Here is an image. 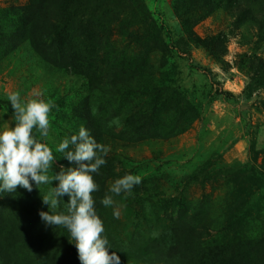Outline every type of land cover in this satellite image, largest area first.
Wrapping results in <instances>:
<instances>
[{
	"label": "rangeland",
	"instance_id": "374dc122",
	"mask_svg": "<svg viewBox=\"0 0 264 264\" xmlns=\"http://www.w3.org/2000/svg\"><path fill=\"white\" fill-rule=\"evenodd\" d=\"M10 92L56 105L49 176L81 126L110 148L92 196L120 264H264V0H0V131ZM49 187L0 192V264H80Z\"/></svg>",
	"mask_w": 264,
	"mask_h": 264
},
{
	"label": "clouds",
	"instance_id": "9594fccd",
	"mask_svg": "<svg viewBox=\"0 0 264 264\" xmlns=\"http://www.w3.org/2000/svg\"><path fill=\"white\" fill-rule=\"evenodd\" d=\"M36 96L42 95L35 93ZM13 109L14 127L0 131V192L14 193L23 188L33 190V183L50 185L57 181L56 187H49L41 196L42 203L48 211H39V217L46 226L62 227L68 231L78 253L80 264H120L115 252L109 254L108 240L103 236L104 226L97 215L92 193L98 190L92 173L106 163L104 159L110 148L97 143L84 126L78 134L66 137L59 143L57 151L75 162L77 167L64 169L49 176V170L56 157L50 147L42 142L49 136V113L56 105L43 99L22 101L19 92H10L7 96ZM38 133L41 139H37ZM71 146V150H69ZM139 175L126 174L116 179L108 191L114 195L131 194L132 189L141 184ZM68 197L66 211H58L61 197ZM105 206H113L112 195L106 194L100 201ZM119 218V211H114Z\"/></svg>",
	"mask_w": 264,
	"mask_h": 264
},
{
	"label": "trees",
	"instance_id": "16d2710c",
	"mask_svg": "<svg viewBox=\"0 0 264 264\" xmlns=\"http://www.w3.org/2000/svg\"><path fill=\"white\" fill-rule=\"evenodd\" d=\"M225 95H227V94H225Z\"/></svg>",
	"mask_w": 264,
	"mask_h": 264
}]
</instances>
